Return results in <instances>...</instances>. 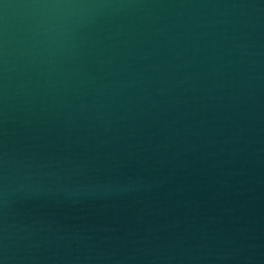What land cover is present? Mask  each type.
<instances>
[{"label": "water", "instance_id": "water-1", "mask_svg": "<svg viewBox=\"0 0 264 264\" xmlns=\"http://www.w3.org/2000/svg\"><path fill=\"white\" fill-rule=\"evenodd\" d=\"M0 264H264V0H0Z\"/></svg>", "mask_w": 264, "mask_h": 264}]
</instances>
